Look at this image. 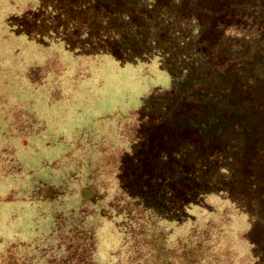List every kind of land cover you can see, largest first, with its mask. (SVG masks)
<instances>
[{"label": "rangeland", "instance_id": "obj_1", "mask_svg": "<svg viewBox=\"0 0 264 264\" xmlns=\"http://www.w3.org/2000/svg\"><path fill=\"white\" fill-rule=\"evenodd\" d=\"M39 6L40 0H0V264H264V255L253 254L264 241V183L247 191L226 162L192 166L199 183L219 190L166 215L124 192L118 176L148 119L144 107L169 105L191 90L201 96L200 120L264 147V43L248 40L257 35L252 18L226 16L217 27L223 35L198 36L190 53L182 47L164 57L155 46L179 36L178 22L168 5L159 6L146 26L147 53H114L104 36L106 51L85 54L102 50L91 22L75 51L55 34L41 41L18 31L21 17ZM258 44L260 55L246 52ZM130 55L135 62H123ZM240 105L263 123L236 124ZM242 165L245 173L252 167ZM176 167L184 182L189 167ZM154 175L169 180L174 172L166 165Z\"/></svg>", "mask_w": 264, "mask_h": 264}, {"label": "trees", "instance_id": "obj_2", "mask_svg": "<svg viewBox=\"0 0 264 264\" xmlns=\"http://www.w3.org/2000/svg\"><path fill=\"white\" fill-rule=\"evenodd\" d=\"M222 1L40 0L38 8H42L35 10V13H25L18 22V31L30 38H39L41 41L48 35L54 36L55 34L63 38L69 51H75L84 42L80 38L83 35V25L86 22H91L95 26L93 35L97 40H93V42L97 47L102 49L105 36L109 39L108 47L114 48L112 50L114 53H120L123 48L136 51L139 47L147 53L152 48H149L152 42L151 34L146 29L148 24L154 23L151 10L153 9L158 18L160 7L168 5L170 17L172 14L178 22L179 30L176 28L174 33L179 36H175L163 48L155 46L156 51L164 57H173L182 47H185L186 51L190 53L191 43L195 39L198 41V36L223 35L217 27L219 21H222L226 16L229 19L234 16L252 18L257 27V35L248 40L260 39L262 40L260 44H263L264 0H226V3ZM203 2L209 3V5L206 3V10H204ZM220 3L230 6L221 8ZM89 5H91V10L85 11L84 8ZM56 24L59 25L56 26ZM127 35L135 40L131 46L124 40ZM137 37H140V40ZM260 47L261 45L258 44L256 50L249 48L246 52L256 54ZM103 51L106 50L96 48V51L91 50L85 54H100ZM201 51H203V47ZM112 52L110 51V53ZM134 56L142 57V54L135 53ZM134 56L130 55L123 59V62H135ZM173 87L175 86L173 85ZM177 92L179 90L171 93L178 95ZM240 106L242 109L233 111L234 118L239 120L236 124L258 127L263 123L250 110V106ZM200 107L201 96L194 90H191L187 97L179 96L175 102L169 105L156 108L153 106L144 107L148 111L146 114L148 119L141 121L137 140L131 144L130 152L126 153L120 162L118 176L121 189L124 192L128 191L132 198L137 199L146 207L149 206L150 209H155L152 206L156 203L168 215L171 210H176L185 203H197L198 196L216 194L219 188L207 183V180L199 183V179L194 176L190 168L192 166L206 168L212 160L228 163L233 168L231 177L239 180L240 184L243 183L247 191L264 183V147L257 149L255 145L250 146L245 138L232 139L231 132H228L224 126L221 127L220 123L214 127L209 125L206 120H200L196 115ZM154 113L163 114L158 117L154 116ZM230 116L229 111H226L224 117L228 119ZM261 143L264 144V136ZM217 152L222 154V160L215 158ZM245 162L252 166H248L246 173V167L242 165ZM179 164L189 167V174L184 182H182L183 178L178 175L176 166ZM166 165L174 172V177L167 180V178L164 179V176L154 175ZM154 181H157L159 187L155 191H151L149 186L156 188V186H152ZM234 184L233 192L238 189L237 183ZM167 191H170V196ZM256 245L253 254L260 260L264 255V241L258 239Z\"/></svg>", "mask_w": 264, "mask_h": 264}]
</instances>
